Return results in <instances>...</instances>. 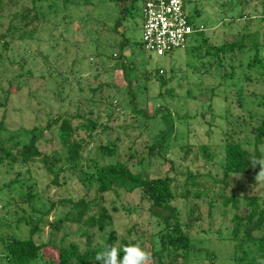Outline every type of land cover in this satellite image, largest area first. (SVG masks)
<instances>
[{"label":"rangeland","instance_id":"rangeland-1","mask_svg":"<svg viewBox=\"0 0 264 264\" xmlns=\"http://www.w3.org/2000/svg\"><path fill=\"white\" fill-rule=\"evenodd\" d=\"M142 5L143 0H41L35 8L40 20L28 27L13 17L35 7L31 0L0 11V51L9 41L6 54L19 63L0 67V264H6L2 240L30 237L22 220L28 213L20 202L31 184L37 192L36 243L76 245L83 253L102 250L116 231L119 245L136 241L151 256L158 251L164 225L152 215L142 191L101 194L92 183L95 163L118 161L150 179L174 178L173 205L195 248L191 258L179 251L164 262L233 264L232 220L249 216L251 198L264 196V180H256L257 174L224 177L223 118L228 106L235 116L243 114L237 100H253L250 94L258 100L264 86L261 72L247 69L254 51L226 60L224 69L213 46L252 34L264 60V0H188V15L206 29L203 48L193 50L199 37L165 57H150L140 45ZM228 62L235 67L234 79ZM21 75L7 97L9 82ZM247 75L255 80L250 85L243 80ZM252 106L256 109V103ZM77 114L96 121L97 129L75 132L85 143L80 157L65 166L57 120ZM81 123L75 119L73 126ZM33 132L41 155L25 164L22 146ZM243 140L250 141L248 134ZM109 145L115 146L114 157L105 154ZM50 161L61 170L58 186L46 169ZM101 208L109 210L113 227L86 228L87 216ZM33 264H47V259L40 256ZM149 264L158 263L151 258Z\"/></svg>","mask_w":264,"mask_h":264},{"label":"trees","instance_id":"trees-1","mask_svg":"<svg viewBox=\"0 0 264 264\" xmlns=\"http://www.w3.org/2000/svg\"><path fill=\"white\" fill-rule=\"evenodd\" d=\"M21 1L22 0H0V11H4L6 6L13 7L14 5H18ZM31 1L35 7L24 9L22 12L18 11L13 17L17 21H23L27 27L35 21L40 20L35 8L38 1L41 0ZM185 1L187 6L188 0ZM47 14L49 15L50 13L47 12ZM195 17L194 15V17L191 18L189 15V21L197 31L193 34L190 41L200 37V42L196 46H193V50L196 47V51H199L203 48L201 45L204 37L203 33H205L206 29L195 22ZM120 23L119 21L117 24L119 25ZM13 28L17 31H22L18 27ZM202 28H204V30L199 31ZM23 32L24 35L27 34L26 31ZM9 44L10 42L7 40L2 44V49L0 51V67H3L5 63H10L11 65L18 63L14 61L15 58H9L8 54H6ZM140 45L143 51L146 52L142 46V42ZM122 47H124V45ZM260 49V45L252 34H244L241 39L236 42H224L220 46H213L218 61L224 69L226 67V60L231 62L235 60L237 55H243L248 51H254V58L247 64V69L248 71L251 69H258V71L261 72V82L264 86V60L259 56ZM121 60L123 61L122 66H124L125 58ZM229 62L227 64L228 67L231 68L230 77L234 79L235 67L233 63L230 64ZM161 70L163 69L158 68L157 73L161 72ZM21 79H23L22 75L17 80L9 82L11 88L6 90L8 93L7 97H9V94H12V89ZM243 80L249 82L250 85V82H252L254 78L247 75ZM254 96L255 94H250L249 97H253V100L250 101L248 98H242L241 96L240 99L237 100L238 106L236 107L241 109L243 113L240 116H235L237 114H233L232 107L228 106L225 109V116L223 118L226 130L224 145L225 154L224 161L220 165L225 178L237 174L258 175L260 171L259 166L252 169L250 157L254 156L257 159H264V153L262 152V147H264V93L259 95L258 100L257 97ZM255 103L256 109L252 106H255ZM260 108L261 112L259 113L257 109L259 110ZM75 119H83L84 123L73 126V121ZM59 121H61L59 137L67 151L64 165L68 166L72 161L80 157V152L85 143L84 140L76 138L75 132L84 131L88 134L94 133L97 129V123L91 118H87L80 114H77L75 117H66L57 120V122ZM244 134H248L250 141L246 142L243 140ZM37 139L38 136L33 132L30 142L22 146L20 156L23 163L28 164L32 158L41 155L36 146ZM249 148H253V150ZM205 151L206 149L203 151L204 157H209L205 154ZM116 153L114 145H109L105 148V154L108 157H114ZM9 155L11 156V152H9ZM47 161L48 160H46V162ZM93 167L95 168V174L92 183L97 186L101 194L114 193L118 195L121 192L133 193L135 190H140L142 191L143 199L150 203L152 215L164 225L159 239L160 249L151 256L153 260L158 264H167L164 262V258L166 256H177L179 251H184L190 258L194 255V240L185 232L179 211L176 206L173 205L176 197L172 188L174 178L171 175L167 174L162 178L150 179L144 177L141 172L133 171L128 163L120 161L103 165L95 163ZM46 169L53 177L52 185L58 186L61 170L59 171L56 169V164L53 161L47 163ZM191 177L193 181L195 177ZM28 189V193L21 195L22 201L20 202V207L26 214L28 213L22 220H24L23 222L26 227L30 228V237L27 239L13 237L8 241L2 240L6 264H33L40 256L47 259V264H95V255L101 250L88 249L81 253L79 247L76 245L59 247L53 244L36 243L34 236L38 233L39 229L38 222L35 223V219L33 218V215L37 213V208L34 204L37 195L36 185L31 184ZM201 195V193H198L196 196L199 197ZM232 200L233 199L228 200L226 204L228 205V202ZM249 205L251 211L247 218L242 219L240 218L241 216L237 215L232 220L235 225L232 241L235 242L236 249L233 264H259L261 260H264V196L252 197ZM114 209L116 210L117 208L115 207ZM85 214L86 212L83 210L81 216ZM63 222L64 220L57 222L55 228H60ZM113 225V217L107 208H101L94 215L87 216L85 221L86 228L98 229L100 231L113 227ZM241 230H243L242 234L240 233ZM118 241L119 236L117 232L112 231L105 247L109 245L115 246L119 250V257L121 259L124 255L123 249L127 246L139 244L142 247V243L136 241L129 244L126 240H122L120 245Z\"/></svg>","mask_w":264,"mask_h":264},{"label":"built area","instance_id":"built-area-1","mask_svg":"<svg viewBox=\"0 0 264 264\" xmlns=\"http://www.w3.org/2000/svg\"><path fill=\"white\" fill-rule=\"evenodd\" d=\"M141 14L142 46L150 57L186 49L197 32L189 21L185 0H143Z\"/></svg>","mask_w":264,"mask_h":264},{"label":"clouds","instance_id":"clouds-1","mask_svg":"<svg viewBox=\"0 0 264 264\" xmlns=\"http://www.w3.org/2000/svg\"><path fill=\"white\" fill-rule=\"evenodd\" d=\"M252 167L259 166L260 171L256 176V180H264V159H257L254 156L250 157ZM124 255L119 257V250L109 245L95 255V264H149L151 254L142 248L139 244L129 245L123 249ZM259 264H264L261 260Z\"/></svg>","mask_w":264,"mask_h":264}]
</instances>
